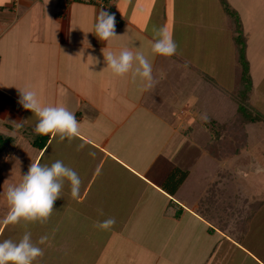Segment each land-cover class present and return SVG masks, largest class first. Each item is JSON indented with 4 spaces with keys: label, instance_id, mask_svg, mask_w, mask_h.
<instances>
[{
    "label": "crops",
    "instance_id": "obj_1",
    "mask_svg": "<svg viewBox=\"0 0 264 264\" xmlns=\"http://www.w3.org/2000/svg\"><path fill=\"white\" fill-rule=\"evenodd\" d=\"M227 1L239 11L237 0ZM101 9L116 17L118 36L108 43L92 33ZM160 26L178 45L172 57L151 51L153 30ZM256 33L247 35V51L263 36ZM233 38L219 0H107L106 8L0 0V137L8 140L0 145V240H19L26 231L33 242L47 236L39 245L44 255L34 264H146L151 258L157 264L165 251L164 264H264V200L255 201L263 205L240 236L222 181L218 206L206 210L198 207L199 191L187 188L191 171L175 195L161 188L179 168L176 160L196 119L215 104L210 92L206 103L197 96V79L218 95L219 109L237 88L228 89L215 69L230 53L239 67ZM124 48L146 56L157 81L153 89L144 91L139 77H118L107 68L101 50L118 54ZM25 87L37 92L42 105L75 113L80 137L69 142L35 134L37 118L18 103L17 88ZM210 119L216 120L209 115L202 124ZM261 153L253 156L255 171L264 170ZM44 160H61L78 172L79 198L72 199L65 185L47 223L4 224L8 186L19 184L32 162ZM189 195L192 202L186 203ZM108 217L115 226L99 229Z\"/></svg>",
    "mask_w": 264,
    "mask_h": 264
},
{
    "label": "clouds",
    "instance_id": "obj_2",
    "mask_svg": "<svg viewBox=\"0 0 264 264\" xmlns=\"http://www.w3.org/2000/svg\"><path fill=\"white\" fill-rule=\"evenodd\" d=\"M94 35L103 42H109L116 34V17L101 9L94 24ZM154 42L151 51L163 57L177 54L178 45L173 39L172 32L167 26L153 30ZM108 69L118 77L131 73L133 80L139 77L143 82V90L155 87L157 81L152 74V65L142 52H133L124 48L118 54L101 50ZM96 60V59H95ZM98 63L99 61L96 60ZM18 103L30 110L37 121L34 132L37 135H51L60 141L69 142L80 137V123L75 113L63 105H42L37 92L30 87L17 88ZM204 119H207L205 116ZM82 179L77 171L65 165L61 160H55L50 165L32 162L28 171L23 174L17 185H9L6 190L8 204L7 215L3 219L6 225L21 223L48 222L54 211L55 202L62 197V191L67 185L72 199H78L81 192ZM103 214V213H101ZM116 224L113 217H108L97 223L101 230H111ZM47 236H41L38 242H33L30 231L24 232L19 240H0V264H34L44 255L39 246L46 242Z\"/></svg>",
    "mask_w": 264,
    "mask_h": 264
},
{
    "label": "rangeland",
    "instance_id": "obj_3",
    "mask_svg": "<svg viewBox=\"0 0 264 264\" xmlns=\"http://www.w3.org/2000/svg\"><path fill=\"white\" fill-rule=\"evenodd\" d=\"M236 2L239 11L235 12L238 16L245 38H248L247 35L249 37L252 36L253 29L258 33H256L255 36L263 35L260 36V39H257V42L254 41V44L253 41L248 44L249 49L246 54L250 63V74L253 80L250 103L254 110H259L258 112L264 115V27L256 28L254 24H252V22H264V0H237ZM231 10L234 11L235 8L231 7ZM218 34L220 35V39H225L223 32H219ZM218 46V44H213V50L217 51L219 49ZM256 48L260 52H258ZM226 52H231V49L227 48ZM257 53L258 55H256ZM234 55L235 54L230 53L229 56L226 55V59L222 56V60H217L220 67H215L218 72L222 73V78L226 80H222V82L226 84L228 89H233L236 86L238 88L242 76V69L240 65L239 67L236 65V58H234ZM206 84L204 82L201 83V80L197 79L195 86L196 94L197 96L201 95V98L205 99L203 102L206 103L209 97H207L206 94L210 92V94H212L210 95L212 103L215 102V104L212 105V107H205V114L198 116L196 119L198 123L190 129V140L185 142L184 146H182L176 161L180 169L188 170L192 173L187 188L193 191H199V193L196 194V199H199L198 207L203 206L206 198L204 193L208 185L223 177L221 180L223 183L221 187L227 190L226 196H230L232 205H238L239 209L242 207L246 208L248 205L242 204L243 200H249V203L264 200V170L255 171L253 168V156H256L257 152L261 153V151L263 153L260 155H264V122L248 127L249 144L248 148L244 150L241 155H228L230 150L235 148L236 142L241 143L234 135L227 136L224 138L221 145L212 147L210 151H207L206 147L210 143L211 137L204 124H202V120L205 116L211 115V117L215 118L220 123H228L234 119L237 106L233 98L228 96L226 99V106L222 103L220 109L219 107L216 108V106L219 105L218 95L211 88L207 87ZM236 90L228 91H232L229 92V94H232ZM222 98H225V96ZM200 109L203 111L204 108L201 107ZM198 114L199 113H197V115ZM48 160L50 159L48 158ZM45 162L44 160L41 164ZM24 164H26V162H24ZM206 172L208 173V177L205 175ZM237 194V201H235L234 198ZM191 202L192 196L189 195L186 203ZM109 253L110 252H107L106 254ZM168 254H170V252L165 251L163 259L158 260L157 264H162L163 261L166 260ZM147 256V258H151L152 254H148ZM142 258L144 259L145 256L142 255ZM152 262L153 259L151 258L149 263H145L151 264ZM104 263L105 262L101 261L100 264Z\"/></svg>",
    "mask_w": 264,
    "mask_h": 264
},
{
    "label": "trees",
    "instance_id": "obj_4",
    "mask_svg": "<svg viewBox=\"0 0 264 264\" xmlns=\"http://www.w3.org/2000/svg\"><path fill=\"white\" fill-rule=\"evenodd\" d=\"M219 1L225 14L231 21L234 34L233 42L236 49L238 63L242 69V76L237 90L232 94H228L231 98H233L234 103L237 106L234 119L228 123H220L217 120L210 119L204 124L211 137V141L206 147V150L210 151V148L221 145L224 138L234 135V137L238 141L240 140L241 143L236 142L235 148L230 150L228 155L239 156L244 150L248 148V127L264 122V115L257 110H254L250 103V96L253 90V80L250 74V63L246 54L247 40L244 36L238 16L235 11L231 10L227 0ZM4 141L8 142V140L0 137V145ZM189 173L190 172L188 170H183L178 167L174 168L161 184V188L171 196L175 195L189 176ZM222 178L223 177H221L220 180L212 183V185L207 190L202 209L204 208L206 210V206L211 208L218 206V198L225 193L220 188ZM242 203L248 206H246V208L242 207L239 209L238 205H232V208L234 209L233 213H235L236 229H238L240 236H244L246 234L251 219L263 205V202L249 203L248 200H243ZM173 206L175 207V205ZM175 216H180V210Z\"/></svg>",
    "mask_w": 264,
    "mask_h": 264
},
{
    "label": "built area",
    "instance_id": "obj_5",
    "mask_svg": "<svg viewBox=\"0 0 264 264\" xmlns=\"http://www.w3.org/2000/svg\"><path fill=\"white\" fill-rule=\"evenodd\" d=\"M70 3H81L86 5H98L100 7L106 8L107 7V0H64Z\"/></svg>",
    "mask_w": 264,
    "mask_h": 264
}]
</instances>
